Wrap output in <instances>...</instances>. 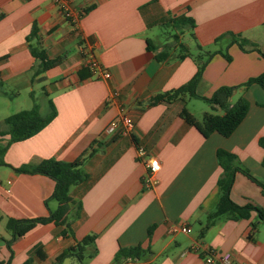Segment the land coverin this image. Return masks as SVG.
I'll return each instance as SVG.
<instances>
[{"label": "crops", "instance_id": "crops-1", "mask_svg": "<svg viewBox=\"0 0 264 264\" xmlns=\"http://www.w3.org/2000/svg\"><path fill=\"white\" fill-rule=\"evenodd\" d=\"M72 8L83 13L76 25L64 18L55 0H0V264H57L65 249L89 235L96 240L85 264H117L120 248L138 245L150 255L136 264H208L204 258L212 254L230 255L228 264H264V223L256 212L247 219L221 217L202 235L220 198L224 169L218 150L236 155L264 184V88L243 86L264 74V59L254 49L264 52V0H72ZM180 17L192 18L195 28L186 26L182 34L168 26ZM164 30L170 40L178 33L179 42L161 62L149 47L164 50L169 43ZM34 31L37 38L31 39ZM243 40L248 43L241 48ZM36 42L62 62L33 79L40 65L30 49ZM198 47L220 53L209 59L197 94L211 98L220 88L238 87L232 103L249 102L230 137L213 133L205 138L180 116L185 107L202 121L213 113L208 103L193 110L192 99L184 96L153 104L195 76L198 56L208 60ZM87 52L111 78L91 72ZM35 104L45 117L54 110V118L34 136L12 142L7 118ZM123 115L134 120L133 134H108ZM137 145L161 163L152 190L144 188L147 169L137 160ZM83 155L87 178L70 191L82 204L73 234L64 237V227L48 223L9 245L10 219L44 218L57 208L51 199L53 179L17 169L49 159L74 162ZM231 198L240 206L264 209L261 188L241 173ZM174 225L191 231L172 233Z\"/></svg>", "mask_w": 264, "mask_h": 264}, {"label": "trees", "instance_id": "trees-1", "mask_svg": "<svg viewBox=\"0 0 264 264\" xmlns=\"http://www.w3.org/2000/svg\"><path fill=\"white\" fill-rule=\"evenodd\" d=\"M3 18L4 15L0 14V21ZM168 26L173 27L174 30H178L184 34L186 26L195 28V22L192 18L180 17L177 19H171L168 23ZM36 38V31H34L31 39ZM173 38L175 39V42L167 43L164 46V50L162 52H158L155 48L153 49L149 47V50L157 53L156 57L158 61L162 62L169 59L171 47L176 46V44L179 42V34H174ZM247 43L248 41L243 40L241 43H239V45L241 48H243V45ZM180 47L182 51L186 49L184 45H180ZM30 49L32 55L40 61L39 67L34 72L33 79L45 73L46 71L59 66L62 62V58L51 59L48 56L47 51L42 48L39 42L31 44ZM254 49L264 59V52L257 49L256 47H254ZM198 50L203 52L201 47H198ZM217 53L220 52H203V56L208 57V60L201 62L200 57L202 56L197 57V59H199L198 71L187 84L171 93L159 95L153 101V104L162 102L172 103L179 98L187 96L189 99H201L211 105L213 113H206L202 121H198L192 114L188 112L185 107L180 113V116L188 124L196 127L205 138L210 137L213 133H219L224 137H230L243 122L249 109V102L245 98H240L235 104L232 103L234 91L238 87L220 88L211 98L200 97L197 94L196 89L202 78L203 71L209 59ZM225 56L229 58L227 54ZM253 83H257L264 88V74L257 78L251 79L243 86L248 87ZM218 110H220L223 114H218ZM54 116V110H52L51 114L46 117L41 115L36 104L30 110H24L9 116L7 118V122L11 126L12 130L11 141H22L34 136L40 130H42L54 118ZM261 145L264 147V139L261 140ZM85 155L74 162H64L55 159H49L44 160L33 167L24 166L20 169H17V171L20 173L41 174L53 179L55 181V190L51 199L57 203V208L55 210H50L49 216L44 218L23 220L10 219L7 223V229L12 232L13 237L8 242L9 245H11L17 239L28 234L37 226L48 223H54L56 226L64 227L62 231V235L64 237L71 236L73 234L72 225L81 216L82 204L71 197L70 191L73 186L83 182L87 178V175L81 169ZM217 158L219 164L224 169L223 176L219 180L220 198L216 209L208 215L205 221L204 227L202 229V235H204L206 231L221 217H229L233 220L247 219L250 217L252 212H256L258 218L264 223L263 208L253 205L252 203H248L245 206H240L236 204L231 198V190L238 173L245 175L250 180L255 182L261 188L263 195L264 184L259 182L246 168L240 165L236 155L221 149L217 152ZM95 240L96 236L89 235L83 240L77 242L75 246L65 249L58 256L57 264H62L67 258H75L82 264H85L84 260L87 254V249L90 245L95 243ZM149 255L150 252L148 250L144 249L141 245H138L120 248L116 254L115 260L117 264H136L138 262L145 263L148 260Z\"/></svg>", "mask_w": 264, "mask_h": 264}, {"label": "built area", "instance_id": "built-area-1", "mask_svg": "<svg viewBox=\"0 0 264 264\" xmlns=\"http://www.w3.org/2000/svg\"><path fill=\"white\" fill-rule=\"evenodd\" d=\"M56 4L59 6L60 11L64 18L71 22V24L76 25L83 13L76 12L72 8V0H55ZM87 66L94 75L103 77L105 79L111 78V74L103 68L96 57L87 52ZM119 93H114L108 98L109 102L116 99ZM135 130L134 120L128 116L123 115L116 120H114L108 127V134L111 135H121L130 136ZM137 160L141 162L147 169L144 178V188L146 190H152L159 183L158 174L161 171V163L157 157L152 155L143 145H137ZM191 229L189 227L183 226H172L171 232L177 233L181 232L184 234H189ZM205 262L208 264H228L230 260V255L216 256L214 254L206 256L204 258ZM132 264V263H129Z\"/></svg>", "mask_w": 264, "mask_h": 264}, {"label": "rangeland", "instance_id": "rangeland-1", "mask_svg": "<svg viewBox=\"0 0 264 264\" xmlns=\"http://www.w3.org/2000/svg\"><path fill=\"white\" fill-rule=\"evenodd\" d=\"M163 32H164L162 34L163 38H166V40L169 41V43H174L175 42V39L174 38H172L170 40V37L169 36L167 37L168 32H169L168 30H164ZM2 101H5V100H2ZM190 101L191 102H190L189 107H190V109H193V110H198L197 107H199L201 105H207L206 102H202V101L197 100V99H192ZM2 232L6 234L7 231H6V229H3ZM62 264H82V263L80 261H78L77 259H75V258H67L66 260L63 261Z\"/></svg>", "mask_w": 264, "mask_h": 264}]
</instances>
